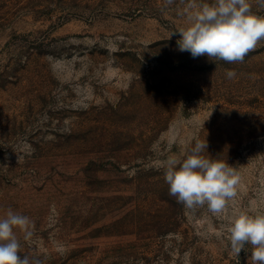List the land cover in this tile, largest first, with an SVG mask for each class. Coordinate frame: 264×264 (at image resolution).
Instances as JSON below:
<instances>
[{
	"label": "rangeland",
	"instance_id": "1",
	"mask_svg": "<svg viewBox=\"0 0 264 264\" xmlns=\"http://www.w3.org/2000/svg\"><path fill=\"white\" fill-rule=\"evenodd\" d=\"M189 2L0 0V218L29 217L21 258L249 264L227 225L264 213V40L243 62L179 51ZM197 140L240 175L220 215L168 194L162 162Z\"/></svg>",
	"mask_w": 264,
	"mask_h": 264
},
{
	"label": "clouds",
	"instance_id": "2",
	"mask_svg": "<svg viewBox=\"0 0 264 264\" xmlns=\"http://www.w3.org/2000/svg\"><path fill=\"white\" fill-rule=\"evenodd\" d=\"M164 2L167 6L174 0ZM258 3L264 7V0ZM187 7L194 11L187 16L189 26L178 31L177 44L179 51L189 52L193 58L207 56L214 62H243L258 42L264 40V16L252 11L249 0H213L212 3L190 0ZM226 75L232 79L236 72L227 70ZM205 149L207 141L197 140L186 158L169 157L161 166L165 168L168 194L178 203L188 209L206 206L209 212L220 215L236 196L240 175L228 162L200 155ZM228 221L231 253L239 256L245 245L251 244L249 264H264V213L250 215L234 211ZM30 223L29 217L11 208L0 218V264H31L28 256L18 255L20 243L14 232L19 228L27 240L31 236Z\"/></svg>",
	"mask_w": 264,
	"mask_h": 264
}]
</instances>
